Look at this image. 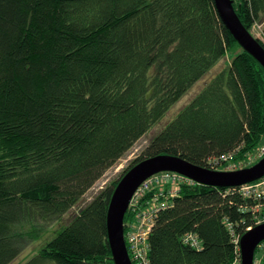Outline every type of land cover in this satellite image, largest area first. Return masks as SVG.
<instances>
[{
    "label": "trees",
    "instance_id": "obj_1",
    "mask_svg": "<svg viewBox=\"0 0 264 264\" xmlns=\"http://www.w3.org/2000/svg\"><path fill=\"white\" fill-rule=\"evenodd\" d=\"M232 4L248 31L260 26L264 48V0ZM207 75L119 177L58 225ZM263 142L264 69L213 0H0V264L41 238L24 264H113L106 212L128 168L159 154L211 170L230 154L224 165L249 167ZM227 189L181 184L150 229L148 264H232L227 224L242 235L252 216ZM188 232L200 250L183 244Z\"/></svg>",
    "mask_w": 264,
    "mask_h": 264
},
{
    "label": "water",
    "instance_id": "obj_2",
    "mask_svg": "<svg viewBox=\"0 0 264 264\" xmlns=\"http://www.w3.org/2000/svg\"><path fill=\"white\" fill-rule=\"evenodd\" d=\"M215 10L235 42L264 69V48L241 23L232 0H213ZM163 171L178 173L197 184L231 188L264 176V156L249 167L218 171L194 165L180 156L159 154L128 168L111 194L106 212V236L113 264H132L124 240V216L129 201L139 185ZM264 240V222L242 234L239 240L240 264H254L255 250Z\"/></svg>",
    "mask_w": 264,
    "mask_h": 264
},
{
    "label": "built area",
    "instance_id": "obj_3",
    "mask_svg": "<svg viewBox=\"0 0 264 264\" xmlns=\"http://www.w3.org/2000/svg\"><path fill=\"white\" fill-rule=\"evenodd\" d=\"M263 156L264 142L249 157L248 162L258 160ZM230 157L231 155L228 154L222 156L219 160L217 158L213 159L216 166L212 168L219 171H233L247 164L241 162L239 164L228 163L224 165L225 162H229ZM221 164L223 167L220 166ZM181 184L193 185L197 183L178 173L163 171L144 180L133 193L126 211L130 214V218L128 217L124 223V240L132 264H148L146 257L148 250L147 237L150 229L159 212L171 206L172 199L179 194ZM226 192H235L246 201L239 207V211L249 212L252 216V225L246 227L245 232L264 222V176L253 182L228 188ZM227 229L231 233L236 250V258L232 264H240L239 240L242 235L233 232L232 227L228 224ZM181 240L183 244L194 250L201 249V242L193 232L185 233ZM255 251L264 254V240L258 244Z\"/></svg>",
    "mask_w": 264,
    "mask_h": 264
},
{
    "label": "rangeland",
    "instance_id": "obj_4",
    "mask_svg": "<svg viewBox=\"0 0 264 264\" xmlns=\"http://www.w3.org/2000/svg\"><path fill=\"white\" fill-rule=\"evenodd\" d=\"M251 34L256 37L262 39V36L260 34V26L254 25L251 30ZM231 57V54L229 53L226 55L222 61L217 64L214 69L211 71L214 73V71L221 68L224 64L229 62V58ZM211 74H209L210 76ZM208 75L203 77L200 81L195 83V85L184 95L171 109L169 113L165 116L164 119H162L157 125L153 126L149 131H147L141 138H139L134 145L112 166L110 167L106 173L84 194V196L78 201V203L62 217V219L58 222V225L65 224L68 220H70L77 212L82 208L84 205H86L103 187L108 185L110 182L116 180L119 175L122 173V171L131 163L132 160H134L136 157H138L141 152L144 150V148L148 145L152 137L160 130L162 125H164L165 121L168 120L172 115H174L178 110H180L192 96L203 86V84L208 80ZM254 164V163H253ZM247 164H244L241 168H245ZM219 171V170H218ZM222 171V170H220ZM51 229H56L57 225L52 224ZM42 234L43 237H45V234L47 235V232L43 231ZM42 239H37L33 242H30L21 252L20 254L9 264H24L26 261H28L34 254H36L40 248L42 247ZM254 264H260L262 259L264 260V254L260 252H255L254 255Z\"/></svg>",
    "mask_w": 264,
    "mask_h": 264
}]
</instances>
